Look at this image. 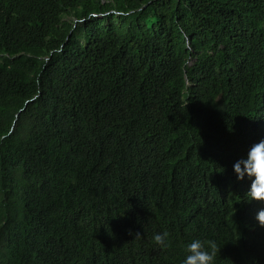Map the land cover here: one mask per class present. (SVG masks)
Listing matches in <instances>:
<instances>
[{"label":"trees","instance_id":"1","mask_svg":"<svg viewBox=\"0 0 264 264\" xmlns=\"http://www.w3.org/2000/svg\"><path fill=\"white\" fill-rule=\"evenodd\" d=\"M262 139L264 0H0V264H264Z\"/></svg>","mask_w":264,"mask_h":264},{"label":"clouds","instance_id":"2","mask_svg":"<svg viewBox=\"0 0 264 264\" xmlns=\"http://www.w3.org/2000/svg\"><path fill=\"white\" fill-rule=\"evenodd\" d=\"M233 172L238 180L247 178L250 181L246 193L250 200L264 201V139L253 143L246 154L234 162ZM255 219L264 227V208L256 213ZM168 235L156 233L153 239L158 245H166ZM215 259V242L209 241L206 246L204 241L195 238L187 243L182 264H215Z\"/></svg>","mask_w":264,"mask_h":264}]
</instances>
